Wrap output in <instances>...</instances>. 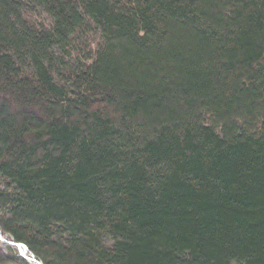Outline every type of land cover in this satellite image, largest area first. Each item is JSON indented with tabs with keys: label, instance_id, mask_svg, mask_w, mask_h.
<instances>
[{
	"label": "trees",
	"instance_id": "obj_1",
	"mask_svg": "<svg viewBox=\"0 0 264 264\" xmlns=\"http://www.w3.org/2000/svg\"><path fill=\"white\" fill-rule=\"evenodd\" d=\"M0 176L44 264H264V0H0Z\"/></svg>",
	"mask_w": 264,
	"mask_h": 264
},
{
	"label": "rangeland",
	"instance_id": "obj_2",
	"mask_svg": "<svg viewBox=\"0 0 264 264\" xmlns=\"http://www.w3.org/2000/svg\"><path fill=\"white\" fill-rule=\"evenodd\" d=\"M27 18L30 19L36 25H44L48 28L52 27L53 25V18L44 10L39 9L34 13H28ZM0 185L3 187L5 186L4 178H2L1 176ZM2 236L3 237H0V264H22V259H25L29 264H39L40 262L44 264L43 261L39 257H37L33 252L32 253L35 255L36 260H34L33 258L29 259L25 257L23 253H21L19 247L9 241L12 238L9 235L8 237L7 235Z\"/></svg>",
	"mask_w": 264,
	"mask_h": 264
},
{
	"label": "built area",
	"instance_id": "obj_3",
	"mask_svg": "<svg viewBox=\"0 0 264 264\" xmlns=\"http://www.w3.org/2000/svg\"><path fill=\"white\" fill-rule=\"evenodd\" d=\"M29 255L31 256V258H33L34 260H36L35 255L32 252H29Z\"/></svg>",
	"mask_w": 264,
	"mask_h": 264
},
{
	"label": "bare ground",
	"instance_id": "obj_4",
	"mask_svg": "<svg viewBox=\"0 0 264 264\" xmlns=\"http://www.w3.org/2000/svg\"><path fill=\"white\" fill-rule=\"evenodd\" d=\"M22 248H24V246L21 245ZM24 251V250H23Z\"/></svg>",
	"mask_w": 264,
	"mask_h": 264
},
{
	"label": "water",
	"instance_id": "obj_5",
	"mask_svg": "<svg viewBox=\"0 0 264 264\" xmlns=\"http://www.w3.org/2000/svg\"><path fill=\"white\" fill-rule=\"evenodd\" d=\"M0 237H3V236L0 234Z\"/></svg>",
	"mask_w": 264,
	"mask_h": 264
}]
</instances>
